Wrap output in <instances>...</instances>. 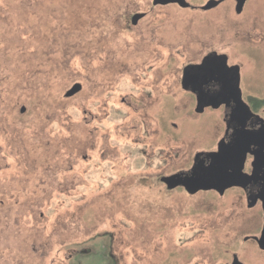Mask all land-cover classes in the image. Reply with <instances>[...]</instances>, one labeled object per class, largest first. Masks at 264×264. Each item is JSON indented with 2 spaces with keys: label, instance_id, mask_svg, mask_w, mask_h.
I'll return each mask as SVG.
<instances>
[{
  "label": "rangeland",
  "instance_id": "rangeland-1",
  "mask_svg": "<svg viewBox=\"0 0 264 264\" xmlns=\"http://www.w3.org/2000/svg\"><path fill=\"white\" fill-rule=\"evenodd\" d=\"M153 1L0 0V264H264L239 190L161 181L222 133L189 62L225 52L264 99V0Z\"/></svg>",
  "mask_w": 264,
  "mask_h": 264
},
{
  "label": "flooded vegetation",
  "instance_id": "flooded-vegetation-1",
  "mask_svg": "<svg viewBox=\"0 0 264 264\" xmlns=\"http://www.w3.org/2000/svg\"><path fill=\"white\" fill-rule=\"evenodd\" d=\"M182 1H186L185 7L181 6ZM214 1L217 5L206 7L209 2ZM226 1L234 4L237 14H242L249 2V0H207L205 4L199 6V10L208 12ZM153 4L155 6L175 4L184 9H197V6L188 0H154ZM138 14H143L142 18L145 16V13ZM181 87L193 95L194 113L205 115L208 111L219 112L223 127L215 145H211L210 149L196 151L192 165L177 173H189L196 161L198 163L203 161V166H209L212 162L211 153L219 151V145H222L224 155L220 163L221 168L218 170L217 182L220 189L206 191H215L223 196L226 192L237 189L243 194L248 209L261 210V225L245 240L254 241L264 250V99L254 96L250 93L254 91L243 85L241 65L232 62L227 53L219 52L217 49L204 52L184 67ZM241 159L242 163H240ZM228 174H237V176L234 185L224 188ZM221 189L222 193H220ZM231 264L239 263L233 258Z\"/></svg>",
  "mask_w": 264,
  "mask_h": 264
},
{
  "label": "water",
  "instance_id": "water-1",
  "mask_svg": "<svg viewBox=\"0 0 264 264\" xmlns=\"http://www.w3.org/2000/svg\"><path fill=\"white\" fill-rule=\"evenodd\" d=\"M168 2V1H166ZM181 6L187 5L186 1L180 2ZM217 2H209L206 7L215 6ZM242 5V2H241ZM205 7V8H206ZM143 14H136L132 18V23L137 22L142 18ZM81 89L79 84H76L71 90L68 91V96L76 94ZM219 151L211 153L212 162L209 166H203V161H196V164L189 173H174L168 176H163L161 181L166 184L168 189H175L177 187H184L189 194H195L198 191L206 190H219L217 185L218 182V170L221 168L220 163L222 161L224 152L222 151V145H219ZM242 159L240 163H242ZM241 167V165H240ZM237 174L227 175V182L224 183L223 187L234 185V179ZM222 189L220 193H222ZM264 247V246H263Z\"/></svg>",
  "mask_w": 264,
  "mask_h": 264
}]
</instances>
